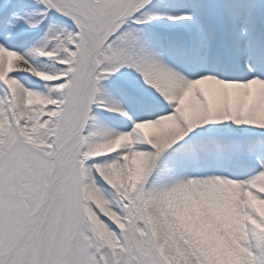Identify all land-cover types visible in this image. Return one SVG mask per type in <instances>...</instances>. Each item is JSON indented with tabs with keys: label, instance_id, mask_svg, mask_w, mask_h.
<instances>
[{
	"label": "snow or ice",
	"instance_id": "1",
	"mask_svg": "<svg viewBox=\"0 0 264 264\" xmlns=\"http://www.w3.org/2000/svg\"><path fill=\"white\" fill-rule=\"evenodd\" d=\"M0 264H264V0H0Z\"/></svg>",
	"mask_w": 264,
	"mask_h": 264
}]
</instances>
